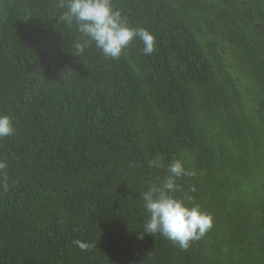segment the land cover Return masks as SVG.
I'll use <instances>...</instances> for the list:
<instances>
[{"label":"trees","instance_id":"obj_1","mask_svg":"<svg viewBox=\"0 0 264 264\" xmlns=\"http://www.w3.org/2000/svg\"><path fill=\"white\" fill-rule=\"evenodd\" d=\"M113 4L151 55L78 53L58 0H0V264H264V0ZM174 160L213 219L186 250L143 231Z\"/></svg>","mask_w":264,"mask_h":264},{"label":"clouds","instance_id":"obj_2","mask_svg":"<svg viewBox=\"0 0 264 264\" xmlns=\"http://www.w3.org/2000/svg\"><path fill=\"white\" fill-rule=\"evenodd\" d=\"M63 9L60 19L69 27L75 25L81 41L75 48L83 53L94 44L106 58L119 59L122 52L139 39L145 55H151L155 48L154 35L143 27L131 26L113 0H58ZM15 132L13 119L0 114V138L12 136ZM152 167H162L159 157L150 161ZM7 164L0 161V170ZM169 175L160 186H150L141 194L148 219L143 225L144 233L154 236L159 233L181 249H188L193 241L200 240L213 226L212 216L193 202L192 197L174 195L180 191L176 180L190 175L181 161L174 160L168 167ZM85 249L86 244L75 241Z\"/></svg>","mask_w":264,"mask_h":264}]
</instances>
